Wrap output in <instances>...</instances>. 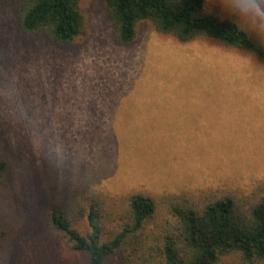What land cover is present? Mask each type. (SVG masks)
<instances>
[{"label":"rangeland","instance_id":"obj_1","mask_svg":"<svg viewBox=\"0 0 264 264\" xmlns=\"http://www.w3.org/2000/svg\"><path fill=\"white\" fill-rule=\"evenodd\" d=\"M19 1L0 0V264H88L48 216L87 187L111 211L134 193L158 204L264 193L263 64L146 21L119 44L101 0H80L82 33L57 45L19 28ZM207 2L264 43V0Z\"/></svg>","mask_w":264,"mask_h":264},{"label":"trees","instance_id":"obj_2","mask_svg":"<svg viewBox=\"0 0 264 264\" xmlns=\"http://www.w3.org/2000/svg\"><path fill=\"white\" fill-rule=\"evenodd\" d=\"M101 1L119 44L132 43L146 21L180 43L212 42L264 65V43L207 0ZM79 2L20 0L16 21L29 36L68 45L85 25ZM8 172V161L0 158V183ZM166 195L158 204L134 193L121 210L111 211L104 193L87 187L48 216L75 249L88 254V264H105L120 251L122 264H264V193L250 200L213 196L199 204ZM72 216L79 217L78 226Z\"/></svg>","mask_w":264,"mask_h":264}]
</instances>
